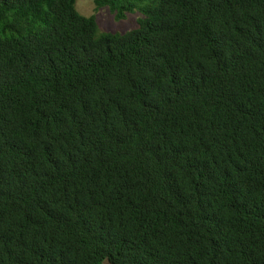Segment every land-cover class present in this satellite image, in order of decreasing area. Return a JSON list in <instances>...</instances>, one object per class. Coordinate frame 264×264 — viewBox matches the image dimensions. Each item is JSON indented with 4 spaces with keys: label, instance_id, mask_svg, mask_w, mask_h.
I'll return each mask as SVG.
<instances>
[{
    "label": "trees",
    "instance_id": "16d2710c",
    "mask_svg": "<svg viewBox=\"0 0 264 264\" xmlns=\"http://www.w3.org/2000/svg\"><path fill=\"white\" fill-rule=\"evenodd\" d=\"M0 0V264H264V0Z\"/></svg>",
    "mask_w": 264,
    "mask_h": 264
},
{
    "label": "rangeland",
    "instance_id": "374dc122",
    "mask_svg": "<svg viewBox=\"0 0 264 264\" xmlns=\"http://www.w3.org/2000/svg\"><path fill=\"white\" fill-rule=\"evenodd\" d=\"M77 9L85 15L96 13L101 33L127 32L137 25L140 17V13L129 14L126 20L117 21L108 8L95 11L94 0H78Z\"/></svg>",
    "mask_w": 264,
    "mask_h": 264
}]
</instances>
